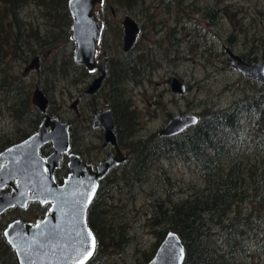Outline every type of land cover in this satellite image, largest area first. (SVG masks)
<instances>
[{
	"label": "rangeland",
	"instance_id": "1",
	"mask_svg": "<svg viewBox=\"0 0 264 264\" xmlns=\"http://www.w3.org/2000/svg\"><path fill=\"white\" fill-rule=\"evenodd\" d=\"M179 1L180 4L171 5L172 11L169 10L168 0H137L130 5L118 4L119 0H105V4L98 9L105 27V35L98 45L101 63L103 57L113 59L116 63L129 59L137 61L142 54L141 63L147 66L145 70L129 75L125 84L119 87V91L123 93L120 101H129L137 120L133 137L126 139L121 145L127 155H131L133 143L151 136L158 137L173 117L194 115L199 118L206 108L226 109L239 100L262 92L261 85L241 76L230 66L225 49H230L241 58L250 53L251 58H255L253 62L264 61V0ZM193 3L200 11L195 9ZM217 5L219 15L216 14L214 20H210L212 17L206 19L209 9ZM44 13L31 0L19 11L20 29L24 32V37L31 30L39 31L43 40L59 33L56 29L58 23L53 19L50 24H46L47 17ZM126 17L139 26V35L134 44L136 47L127 56L122 51V22ZM30 24L33 26H29ZM70 37V32L68 40L62 34L60 41L55 42L51 48L44 47L46 49L39 52L40 57L36 56L40 59L39 71L36 72L33 68L26 77L22 73L31 64L34 55L26 63L20 61L29 56V47L33 48L35 45L33 41L25 42L18 49L16 56L19 61L15 57H8L5 64L6 74L16 78L15 84L20 82L23 91L29 93V101L37 86L50 100L51 118L62 117L65 122H76L71 110L72 104L79 100L80 111L89 109L88 100L82 97V92L84 93L92 77L79 80V72L70 66L67 59H72L76 47ZM253 48L255 50L251 53ZM34 50L41 49L35 46ZM6 51L9 52L10 49L7 48ZM55 57L60 58L58 65H53ZM172 78L185 85V94L175 95L171 92L169 83ZM115 91L118 89L115 88ZM106 94L111 102H115L110 89H103L99 99L103 101ZM23 97L25 95L16 92L6 98L5 93L0 91L1 151L37 130L38 125H32L33 112L37 110L32 104L31 115L22 120L18 116L21 109L16 104ZM119 117L121 120V115ZM83 121L81 113L80 124L87 126V122ZM95 139L97 140L90 136H78V141L83 142V148L91 156L96 155L99 150L103 151L102 140ZM7 142L8 146H4ZM98 154L100 155L99 152ZM236 154L251 165L259 164L264 171V152L253 151L248 149V144H243ZM122 169L103 183L104 191L99 193L96 200L99 205L107 206L109 212L104 220H99L104 230L99 227L100 232H103L99 236L94 264H147L162 242L160 235L156 234L162 229H157V226L151 228V220L156 217L157 211L170 207L167 201L179 203L204 186L203 176L176 157L150 159L140 182L125 184L120 177ZM113 181L116 186H104H111ZM240 208L243 212L247 210L244 205ZM43 214L45 215V210L35 203L26 211L14 209L0 217V264H18L16 256L2 236L5 226L16 216L32 222L41 219ZM123 235L126 240L120 246L112 243L113 239L119 240ZM210 238L213 244L219 246L220 232L217 231ZM236 264H264V252L252 249L248 257L237 260Z\"/></svg>",
	"mask_w": 264,
	"mask_h": 264
},
{
	"label": "trees",
	"instance_id": "2",
	"mask_svg": "<svg viewBox=\"0 0 264 264\" xmlns=\"http://www.w3.org/2000/svg\"><path fill=\"white\" fill-rule=\"evenodd\" d=\"M136 1L119 0L118 4L130 5ZM31 3L45 11L46 24H50L53 19L58 23V34L43 40L39 31L31 30L29 35L24 37L18 14L29 4V0H0V91L5 93L6 98L16 92L25 95L16 104L21 109V114L18 115L21 120L33 112L30 109L29 93L23 91L20 82L14 83L16 78L6 74L5 59L17 58L18 49H21L25 42L33 41L34 47L41 50L35 51L34 47L30 46L29 56L20 61L28 62L31 55L39 56V52L46 49L44 47L51 48L55 42H59L62 34L68 40L72 24L67 7L68 0H31ZM177 3L180 4L181 1L168 0L169 10L172 4ZM104 4L105 0L102 6ZM193 6L200 11L194 3ZM219 11L218 5L212 7L208 14L206 13V19L212 17L210 20H214ZM98 17L100 18L99 14ZM7 48L10 49L9 52L6 51ZM254 50L255 48L250 52L253 53ZM127 55L129 54H125ZM142 56L140 54L137 61L129 59L116 63L113 59L108 60L110 76L107 81L110 82V95L115 100L112 107L119 146L126 139L133 137L137 124L135 111L131 109L129 101H120L123 93L119 91V87L125 84L129 75L133 76L136 71L141 72L147 68L141 63ZM67 60L70 66L77 70L74 61L71 58ZM242 60L250 63L255 58L246 53ZM59 62L60 58L55 57L53 65H58ZM255 83L262 88L258 95L239 100L226 109L206 108L196 125L176 137L162 138L159 134L158 137L151 136L133 143L130 149L132 157L129 155L128 161L122 167L120 177L125 184L140 182L149 160L155 158L176 157L203 176L204 186L201 190L176 204L167 201L170 207L157 211L158 214L151 220V228L157 226V229H162L156 233L160 235L161 241L167 232L174 231L178 234L185 248L183 264H236L237 260L248 257L252 249L264 252V171L259 164L251 165L236 154L243 144H248V149L253 151L264 152V83ZM115 88L118 91H115ZM33 113L32 125H38L42 115L37 110ZM27 136L23 137L26 139ZM8 143L4 146H8ZM110 184L111 186H104L112 187L116 182ZM102 186L103 184L87 214V223L95 235L97 246L99 236L104 230L99 220H104L109 212L107 206L96 203L99 193L104 191ZM106 191L109 189L106 188ZM243 205L247 206L245 212L240 208ZM99 227L103 228L101 232ZM215 231L221 234L219 246L211 242L210 237ZM124 235L119 240L113 239L112 243L120 246V243L126 240ZM96 253L88 264H94Z\"/></svg>",
	"mask_w": 264,
	"mask_h": 264
},
{
	"label": "water",
	"instance_id": "3",
	"mask_svg": "<svg viewBox=\"0 0 264 264\" xmlns=\"http://www.w3.org/2000/svg\"><path fill=\"white\" fill-rule=\"evenodd\" d=\"M103 0H68V12L72 18L71 40L75 43L73 61L83 65L89 72L97 67V51L102 37L103 25L98 18V8ZM123 53L133 48L139 27L126 17L123 22ZM225 53L229 64L240 75L259 83H264V61L246 63L230 49ZM38 68V58H34L25 69L24 75ZM108 69V63L101 69L102 75L94 80L87 94H94ZM171 92L175 95L186 93V87L176 78L170 80ZM32 104L42 112L47 100L37 88L32 94ZM104 129L105 146L116 149L115 157L93 171L84 165L78 156L68 157L70 174L57 186L53 170L58 166L61 155L69 151L68 125L46 118L39 130L25 141L14 145L0 154V190L9 185L10 194H0V216L9 209H25L29 203L51 204L48 215L40 222L30 225L13 221L4 231L6 243L14 251L18 264H79L84 253L90 248L94 234L87 224V214L98 191L100 181L112 167L127 161L118 148L115 129L110 111L100 115ZM194 115L173 117L159 133L162 138L177 136L196 125ZM46 127H50L46 131ZM52 143L54 153L44 159L40 154L43 144ZM91 233L89 237L88 233ZM96 250L85 261L87 264ZM185 248L176 232H169L159 245L154 257L147 264H183Z\"/></svg>",
	"mask_w": 264,
	"mask_h": 264
},
{
	"label": "flooded vegetation",
	"instance_id": "4",
	"mask_svg": "<svg viewBox=\"0 0 264 264\" xmlns=\"http://www.w3.org/2000/svg\"><path fill=\"white\" fill-rule=\"evenodd\" d=\"M99 20L101 22L100 18H99ZM102 25H103L102 37H103V31H104L105 27H104L103 23H102ZM122 28H123V26H122ZM138 35H139V33H138ZM102 37H101V41H102ZM127 53H129V52H127ZM127 53H123V54H127ZM103 56H106V53H103ZM96 61H97V67L95 68V70L93 72H89L83 65H78V64L75 63L77 65V67H78V68H76L77 69L76 71L79 72V77H80L79 80L80 79H84L86 77H88V78L92 77L91 82L85 87L84 93L82 92V95H83L82 97H84V98H86L88 100V105L87 106L89 107V109H85V111H80L78 109V106L80 105V101L79 100H76L72 104L71 110L75 114L74 116L77 119L76 122H73L72 120L65 122V121L62 120V117L51 118L50 117V111H49V109H50V100L47 98V96H45V94L43 93V91L39 87L36 86L34 91L38 88L42 92L44 97L46 98L47 104H46L45 110L43 112L41 110H39L36 106H34L32 104V96L30 98L31 104L43 116H42V119L40 120V122H39V124L37 126V130L35 132L31 133L29 136L33 135L34 133H36L39 130V128L44 123V121H45V119L47 117L50 118L51 121L54 120V119L57 120L61 125L62 124L68 125L67 132H68V135H69V151H68L67 154L61 155L60 162H59L58 166L53 170V177H54V181H55L57 186H62V183L64 182V180L70 174V170L68 169V157L70 155L78 156L79 160L84 165L90 166V168L93 171H96L97 167L99 165H101V164H104L108 158L115 157L116 149L114 147H112V146H105L104 145V143H105V140H104L105 132H104V129L102 128V126L100 124V118H101L100 115H103L106 111H110L111 116H112V122H113V126H114V129H115V134H116V140H117L118 148L121 151V153L123 154V156L127 157V161L129 159V155H127V153L121 148V146H119V143H118V137H117L116 125H115V115H114V111H113V107H112V102L109 99V96L107 94H106V98L105 97L103 98V101H101V99H99V95L101 94L103 89H108V90L110 89V86H109L110 82L107 81L109 79V76H110L109 75V62H108V59L106 57H103V63H101V60L98 57V51H97ZM39 62H40V59L38 58V68L34 69L36 72L39 71ZM105 63H108V69H107V72H106V74L104 76V79L101 81L99 90L97 92H95L94 94H91V95L87 94V90L92 85L94 80H96L97 78H99L102 75L101 69L102 70L104 69V64ZM29 65H30V63L24 68V70ZM49 74H52V73H49ZM22 76L26 77V75H24L23 73H22ZM79 80L77 79V82ZM186 91H187V89H186ZM109 103H111V104H109ZM81 113H82V116L84 117V121L83 122H87V126L80 124ZM75 123H76V126L74 127ZM49 130H50V127H46V131H49ZM29 136H27V138ZM78 136H80V137H82V136H90V137H93V139L97 138L98 141L102 140L101 148L103 149V151L99 150V151H97L96 155L91 156L90 152L83 148V144H82L83 142L78 141ZM26 139L24 138V139L12 144V145H9L4 150H6V149H8V148H10V147H12L14 145H17V144L25 141ZM4 150H2V151L0 150V154ZM98 152L100 153V155L98 154ZM53 153H54V149H53V146H52L51 142H48V143L43 144L41 146L40 154H41V156L44 159H46L48 156H51ZM85 156H88L89 158L87 159ZM124 164L125 163L120 164L119 166H116V167H112L110 170H108L106 172V174L104 175L103 179L99 183L103 184V183L109 181L110 176L111 175H115V173L117 171H119L123 167ZM12 190H13L12 187L7 185L3 189L0 190V194L7 195V194H10L12 192ZM35 203H37V202H35ZM35 203H29L25 209H20V208L15 207V208L9 209L7 211L14 210V209H19V210L26 211L27 209L30 208V206L32 204H35ZM37 204H39V203H37ZM39 205H41V204H39ZM41 206L45 210V215L43 214L41 219H39L37 221L30 222V221H28V219H25L24 217L16 216L2 230V236L4 237L5 229L13 221H21L23 223H27V224H30V225H34V224L42 221L48 215L50 207H51V204L48 203V204L41 205ZM6 212H4V213H6ZM11 252L14 253V251L12 249H11Z\"/></svg>",
	"mask_w": 264,
	"mask_h": 264
},
{
	"label": "snow or ice",
	"instance_id": "5",
	"mask_svg": "<svg viewBox=\"0 0 264 264\" xmlns=\"http://www.w3.org/2000/svg\"><path fill=\"white\" fill-rule=\"evenodd\" d=\"M89 237H91V233H88ZM95 248V238L91 237L90 240V248L84 253L82 259L79 261V264H85V261L92 255V250Z\"/></svg>",
	"mask_w": 264,
	"mask_h": 264
}]
</instances>
